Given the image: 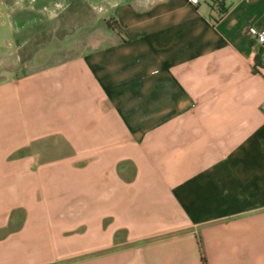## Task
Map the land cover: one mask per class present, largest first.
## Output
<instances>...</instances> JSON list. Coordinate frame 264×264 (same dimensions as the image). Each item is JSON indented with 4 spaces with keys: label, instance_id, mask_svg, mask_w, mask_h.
Listing matches in <instances>:
<instances>
[{
    "label": "crops",
    "instance_id": "0c3cea01",
    "mask_svg": "<svg viewBox=\"0 0 264 264\" xmlns=\"http://www.w3.org/2000/svg\"><path fill=\"white\" fill-rule=\"evenodd\" d=\"M251 28L264 0H0V264H84L38 260L58 248L42 245L48 221L28 210L14 226L20 204L5 198L24 184L35 203L37 171L72 178V159L92 179V249L108 251L93 264H264V44ZM50 136L77 156L12 158Z\"/></svg>",
    "mask_w": 264,
    "mask_h": 264
},
{
    "label": "rangeland",
    "instance_id": "374dc122",
    "mask_svg": "<svg viewBox=\"0 0 264 264\" xmlns=\"http://www.w3.org/2000/svg\"><path fill=\"white\" fill-rule=\"evenodd\" d=\"M6 142H8L6 140ZM33 157L32 167L47 166L59 167L62 162L71 160L77 156L76 149L66 140L57 136L39 138L28 142L16 151L14 157ZM74 173L77 174V161ZM66 169L45 168L37 171V200L31 201L33 194L29 193L32 187L24 184L17 186H6V203L10 201L15 210L20 211L14 226L23 225L22 215L28 210L35 213L36 220L48 221V225L37 226L38 232H46L42 245L47 247L53 245L58 248L37 249L38 260L47 261L56 257L66 258L68 262L73 260H83L84 264H93L92 259L104 256L108 251L92 249L94 240V229L92 224V214L94 203L92 201V179L88 176L81 180L79 175L66 176L62 178ZM69 173L71 170H68ZM81 174V173H80ZM16 177V176H15ZM21 177H24L21 175ZM27 178V177H26ZM84 195V200L78 197ZM81 198V197H80ZM9 199V200H8ZM19 202V203H18ZM26 208H25V207ZM83 213V226L76 225V215ZM68 224H62V223ZM45 223V222H44ZM50 232V233H49ZM52 240V243L50 242ZM41 245V244H40ZM67 247V248H64ZM76 246H84V249H74ZM64 261H59V263Z\"/></svg>",
    "mask_w": 264,
    "mask_h": 264
},
{
    "label": "built area",
    "instance_id": "2783aa9c",
    "mask_svg": "<svg viewBox=\"0 0 264 264\" xmlns=\"http://www.w3.org/2000/svg\"><path fill=\"white\" fill-rule=\"evenodd\" d=\"M190 3H197V0H188ZM214 4H218L220 0H212ZM252 34L256 37L257 41L261 44H264V28L260 30H255L253 28L250 29Z\"/></svg>",
    "mask_w": 264,
    "mask_h": 264
}]
</instances>
